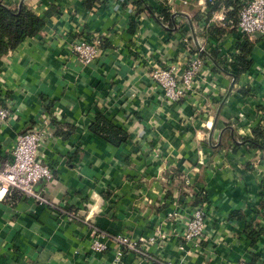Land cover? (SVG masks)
Returning a JSON list of instances; mask_svg holds the SVG:
<instances>
[{
    "label": "crops",
    "instance_id": "0c3cea01",
    "mask_svg": "<svg viewBox=\"0 0 264 264\" xmlns=\"http://www.w3.org/2000/svg\"><path fill=\"white\" fill-rule=\"evenodd\" d=\"M21 4L44 24L0 58V107L8 111L0 163L18 133L42 130L39 158L52 177L34 189L52 205L0 196V264H264V150L240 141L259 125L264 148V36L247 40L249 67L235 74L244 38L227 26L223 5L205 22V0ZM206 23L217 30L204 35ZM94 36L99 51L82 64L69 46ZM193 36L206 52L202 66L191 89L167 101L149 73L180 74L196 49ZM95 113L125 140L113 145L91 132ZM200 193L203 235L185 241ZM82 219L135 240L144 254L125 251L114 262L118 246L110 240L95 252Z\"/></svg>",
    "mask_w": 264,
    "mask_h": 264
},
{
    "label": "built area",
    "instance_id": "2783aa9c",
    "mask_svg": "<svg viewBox=\"0 0 264 264\" xmlns=\"http://www.w3.org/2000/svg\"><path fill=\"white\" fill-rule=\"evenodd\" d=\"M207 1L211 3L213 0ZM158 18L162 25L167 27V23L164 22L161 14H158ZM228 22L231 23L230 20ZM233 27L241 38L251 39L254 33L264 36V0H245L239 7ZM100 43V38L96 36L81 38L70 44L69 53L82 64H87L95 59ZM196 49L197 52H192L185 69L178 75L173 72L172 68L159 67L150 71L151 80L160 88L162 97L165 100L177 101L191 89L193 78L203 63L198 52H202L204 48L199 45V48ZM7 114L8 111L0 107V119H4ZM42 136L43 132L38 128L16 135L9 157L3 163H0V196L16 192L39 204L52 205L41 193L34 189V184L37 181L41 179L49 180L52 177L50 167L39 158ZM202 205L203 203L196 204L186 220L182 234L185 241L198 240L203 235L204 212ZM67 219H77V217L73 213L68 212ZM81 221L86 227V235L90 240V247L95 252L105 249V240H110L117 244L118 248L113 258L114 262H119L125 251H132L139 255L144 254L137 246L135 240L128 239L122 234H108L87 219H82ZM156 264L175 263L156 262ZM236 264L252 263L239 261Z\"/></svg>",
    "mask_w": 264,
    "mask_h": 264
},
{
    "label": "trees",
    "instance_id": "16d2710c",
    "mask_svg": "<svg viewBox=\"0 0 264 264\" xmlns=\"http://www.w3.org/2000/svg\"><path fill=\"white\" fill-rule=\"evenodd\" d=\"M244 1L238 3L236 6V0H213L211 3L205 0V17L204 21L211 17L212 12L218 10V8L223 5L227 9V14L225 17L231 21L227 23V26H233L236 21L237 13L240 5ZM159 12L169 21V12L166 9H159ZM44 24L43 19L35 14L26 5L20 4L19 6L8 7L3 4L0 0V58L10 51H13L23 40L35 36L42 28ZM211 27V23H206L203 33L211 34L212 31H216L217 28L211 31H206L207 28ZM244 38L243 43L236 44V49L238 53L235 56V74L244 72L248 69L250 62L246 59L250 51V43ZM197 52V49L194 50ZM199 56L203 57V52H198ZM209 56L215 59L213 53H209ZM89 130L104 140L110 142L113 145H117L124 141L127 134L121 130L119 127L115 126L110 120L105 118L100 113L94 114V119L89 125ZM263 127L257 125L251 130V137H242L240 141L242 143H247L254 148H259L264 150V148L258 143L257 138L262 137ZM204 195L200 193L198 198L195 199L194 203H203Z\"/></svg>",
    "mask_w": 264,
    "mask_h": 264
},
{
    "label": "water",
    "instance_id": "95a60500",
    "mask_svg": "<svg viewBox=\"0 0 264 264\" xmlns=\"http://www.w3.org/2000/svg\"><path fill=\"white\" fill-rule=\"evenodd\" d=\"M21 3H22V0H20V1L18 2V6H19ZM177 14H178V13H177ZM173 16H174V15H172V17H173ZM254 35H255V36H258L259 34H258V33H254ZM193 40H194V43H195L196 48H199V44L196 43L194 36H193ZM202 52L206 55V52H205L204 50H202ZM221 104H222V103H221ZM219 107H220V106H219ZM219 107H218V109H219Z\"/></svg>",
    "mask_w": 264,
    "mask_h": 264
}]
</instances>
